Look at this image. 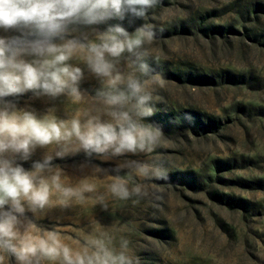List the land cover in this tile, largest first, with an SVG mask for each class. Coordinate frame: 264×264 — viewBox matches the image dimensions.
<instances>
[{
  "label": "rangeland",
  "instance_id": "rangeland-1",
  "mask_svg": "<svg viewBox=\"0 0 264 264\" xmlns=\"http://www.w3.org/2000/svg\"><path fill=\"white\" fill-rule=\"evenodd\" d=\"M145 23L156 30L146 63L160 74L154 93L160 101L142 122L162 130L152 155L164 161L169 176L146 182L157 186L159 199L137 203L109 194L107 208L95 203L96 194L106 193L108 176L130 172L113 169L126 161H148L145 153L102 160L79 151L58 158L53 146L37 147L28 160L13 153L5 158L32 170L34 162L52 154L51 165L61 170L65 184L87 179L97 193L68 206L56 204L54 195L52 205L35 215L26 210L25 217L41 230H59L73 248L89 236L111 238L116 247L127 239L140 264H264V0H160L147 20L126 15L97 25L73 24L64 39L87 43L110 26L132 34ZM0 38L35 36L27 28H0ZM129 59L134 57L125 53L117 67L129 71ZM68 63L82 70L79 87L85 97L94 96L100 78L76 57ZM4 102L15 111L64 121L88 106L31 90ZM96 166L108 171L97 173ZM7 264H16L15 258Z\"/></svg>",
  "mask_w": 264,
  "mask_h": 264
},
{
  "label": "clouds",
  "instance_id": "clouds-1",
  "mask_svg": "<svg viewBox=\"0 0 264 264\" xmlns=\"http://www.w3.org/2000/svg\"><path fill=\"white\" fill-rule=\"evenodd\" d=\"M160 0H0V28H27L35 39L0 38V264L14 257L16 264H140L130 253L129 241L119 247L111 238L89 236L78 248L64 243L59 230L44 231L25 217L53 204H82L97 193L96 185L82 180L76 186L65 184L61 170L53 168L52 154L34 162L26 170L5 158L6 153L28 160L37 147L53 146L55 157L83 151L102 160L127 153H145L148 161L118 164L117 173L127 167L126 176H108L106 193L96 194L95 203L107 208L106 195L118 200L139 202L156 196L157 186L146 183L167 181L168 171L162 159L152 154L163 140L158 126L143 123L154 114V95L160 74L146 63L150 46L156 40L155 26L145 23L129 34L119 25L98 33L95 41L64 39L73 24L86 26L104 23L126 15L147 20L150 9ZM60 39L61 43L54 42ZM129 71L117 65L124 54ZM25 54L36 57L26 62ZM73 57L84 61L102 82L94 96L86 98L79 85L83 72L68 63ZM58 97L68 96L81 107L72 119L52 116L38 118L30 111H15L4 98L27 91ZM106 117V119H104ZM97 173L108 170L96 166ZM7 206V210H5Z\"/></svg>",
  "mask_w": 264,
  "mask_h": 264
}]
</instances>
